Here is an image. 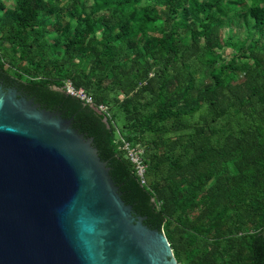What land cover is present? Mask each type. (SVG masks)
Masks as SVG:
<instances>
[{
    "label": "trees",
    "instance_id": "1",
    "mask_svg": "<svg viewBox=\"0 0 264 264\" xmlns=\"http://www.w3.org/2000/svg\"><path fill=\"white\" fill-rule=\"evenodd\" d=\"M0 81L92 137L179 264H264V0H0Z\"/></svg>",
    "mask_w": 264,
    "mask_h": 264
},
{
    "label": "water",
    "instance_id": "2",
    "mask_svg": "<svg viewBox=\"0 0 264 264\" xmlns=\"http://www.w3.org/2000/svg\"><path fill=\"white\" fill-rule=\"evenodd\" d=\"M0 264H179L163 229L123 200L92 137L2 81Z\"/></svg>",
    "mask_w": 264,
    "mask_h": 264
},
{
    "label": "built area",
    "instance_id": "3",
    "mask_svg": "<svg viewBox=\"0 0 264 264\" xmlns=\"http://www.w3.org/2000/svg\"><path fill=\"white\" fill-rule=\"evenodd\" d=\"M63 91L67 95L76 97L79 101L97 108L99 111H101V113H103L107 109V107L104 104H95L92 96L89 95L84 90V88L75 87L69 79L64 81ZM119 138L120 139L122 138L121 139L122 148L125 150L126 156L134 164L140 184H144L146 181L145 179L146 164L144 163L142 158V152H143L142 147L140 146L139 142L132 143L124 139L122 136H119Z\"/></svg>",
    "mask_w": 264,
    "mask_h": 264
},
{
    "label": "rangeland",
    "instance_id": "4",
    "mask_svg": "<svg viewBox=\"0 0 264 264\" xmlns=\"http://www.w3.org/2000/svg\"><path fill=\"white\" fill-rule=\"evenodd\" d=\"M245 31V21H242L241 22V24L238 26V27H236L235 26V29H234V32H237V34H239V33H242V32H244ZM229 51V50H228ZM228 51H226V52H224L223 54L225 55V56H229V53H230V51H232V50H230L229 52ZM85 90V89H84ZM86 91V90H85ZM87 92V91H86ZM88 93V92H87ZM89 94V93H88ZM90 95V94H89ZM118 136V135H117ZM119 137V136H118Z\"/></svg>",
    "mask_w": 264,
    "mask_h": 264
},
{
    "label": "flooded vegetation",
    "instance_id": "5",
    "mask_svg": "<svg viewBox=\"0 0 264 264\" xmlns=\"http://www.w3.org/2000/svg\"><path fill=\"white\" fill-rule=\"evenodd\" d=\"M22 94H24V93H22ZM32 98V97H31Z\"/></svg>",
    "mask_w": 264,
    "mask_h": 264
}]
</instances>
